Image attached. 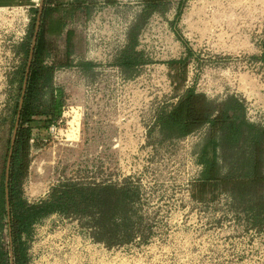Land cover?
<instances>
[{"label": "rangeland", "instance_id": "obj_1", "mask_svg": "<svg viewBox=\"0 0 264 264\" xmlns=\"http://www.w3.org/2000/svg\"><path fill=\"white\" fill-rule=\"evenodd\" d=\"M103 1L65 16L62 33L49 37L58 60L70 52L72 65L56 70L61 122L29 141L21 189L27 203H37L67 183L121 186L128 180L138 188L131 205L134 235L114 232L125 242L107 248L92 239L86 218L49 214L32 227L29 264H264V227L251 226L245 204L227 193L204 201L192 196L204 168L199 155L208 126L183 137L153 129L156 111L175 102L168 67L175 60L185 61L182 88L215 103L241 99L247 120L264 124V64L254 59L263 51L264 0L165 4L139 29L138 50L148 62L130 75L111 61L141 13V0ZM39 5L37 0L31 7L29 26L35 25ZM8 24L0 18V185L13 109L22 97L23 81L14 66L29 56L15 60L8 51L20 43L17 27ZM92 40L97 56L89 51ZM84 61L94 67L82 70L78 65ZM75 127L76 136H70ZM220 165L227 167L225 161ZM7 243L6 229H0V244Z\"/></svg>", "mask_w": 264, "mask_h": 264}, {"label": "trees", "instance_id": "obj_2", "mask_svg": "<svg viewBox=\"0 0 264 264\" xmlns=\"http://www.w3.org/2000/svg\"><path fill=\"white\" fill-rule=\"evenodd\" d=\"M171 1L141 0V13L128 28L125 43L113 58L112 66L130 75L148 62L144 52L138 50L139 29ZM106 2L116 3L115 0ZM94 3V0H74L67 4L62 0H44L23 103L20 109L18 104L13 109L15 121L18 114L20 119L9 165L7 189L10 213L6 209L5 169L0 185V229H6L8 240L7 247L0 244V264H10L11 252L12 264H29L26 242L31 237L32 227L53 213L66 218L75 217L78 222L86 218V227H90L92 239L107 248H111L113 242H125L119 239L122 235L114 232H125L128 239L134 235L131 205L137 200L138 188L128 180L121 186L114 183L87 186L67 183L52 189L48 198L37 203H27L21 189L28 173L29 141L43 129L58 124L62 116L57 110L60 96L54 87L56 70L72 65L70 52L62 61L58 60L49 37L62 33L65 16H73L82 9L88 10ZM59 12L62 14L55 18L54 14ZM34 26L30 24L27 37L15 47V53L24 57L30 54ZM262 47V53L254 59L264 64V41ZM28 59L25 61L24 58L15 70L23 82ZM184 62L175 60L168 63L176 101L156 111L153 129L165 136L183 137L208 126L206 142L199 155V162L204 168L192 184V196L204 201L227 193L240 205H246L251 226L261 230L264 227V124L257 125L247 120L241 99L231 96L215 103L202 92L182 88ZM78 66L89 70L94 64L84 61ZM223 161L227 164L224 170L220 165Z\"/></svg>", "mask_w": 264, "mask_h": 264}, {"label": "crops", "instance_id": "obj_3", "mask_svg": "<svg viewBox=\"0 0 264 264\" xmlns=\"http://www.w3.org/2000/svg\"><path fill=\"white\" fill-rule=\"evenodd\" d=\"M36 1L37 0H0V18L5 21L9 20L8 25L10 29L17 27V29H14L16 30L15 33H17V39L20 37L22 31H27L30 17L32 16V14H30L31 7H33ZM9 8H11V12L8 10ZM14 30H12V33ZM16 46H11L8 50L13 54L15 60L20 59L22 56L21 54L15 53ZM18 66L19 65H16L14 67L17 68Z\"/></svg>", "mask_w": 264, "mask_h": 264}, {"label": "water", "instance_id": "obj_4", "mask_svg": "<svg viewBox=\"0 0 264 264\" xmlns=\"http://www.w3.org/2000/svg\"><path fill=\"white\" fill-rule=\"evenodd\" d=\"M43 3H44V0H40V5L38 6V15H37V18H36V21H35V28H34V31H33V37H32V41H31V46H30V51H29V59H28V63H27V66L25 68V72H26V76H25V80L23 82V86H22V97H21V100L19 101V104H18V109L21 108L22 106V103H23V96H24V90L26 88V83L28 81V75H29V67H30V64H31V60L33 58V49H34V46H35V43H36V39H37V35H38V29H39V24H40V20H41V11H42V7H43ZM19 119H20V115L18 114L17 118H16V121H15V126H14V129H13V135H12V138L10 140V146H9V152H8V158H7V162H6V167H5V170H6V175H5V189H6V209L8 210V213H10V209H9V202H8V189H7V184H8V179H9V165H10V161H11V155H12V146H13V143L15 141V137H16V133H17V128H18V125H19ZM10 263L12 264L13 263V260H12V252L10 254Z\"/></svg>", "mask_w": 264, "mask_h": 264}, {"label": "built area", "instance_id": "obj_5", "mask_svg": "<svg viewBox=\"0 0 264 264\" xmlns=\"http://www.w3.org/2000/svg\"><path fill=\"white\" fill-rule=\"evenodd\" d=\"M103 3H105V0L103 1ZM87 31L89 32L88 33V35L89 36H91L92 34H93V30H90V29H87ZM27 32H26V30L25 31H22L21 33H20V37L18 38V40H19V42L21 43V42H23L24 40H25V38H26V36H27ZM93 42H95L94 40H92L91 41V45H92V48L91 49H89V51H90V54H91V56H94V55H98V53H99V51L96 49V45H94V44H92ZM122 46H123V44H122ZM122 47H120V49H121ZM111 58H112V55H111ZM114 58V57H113ZM113 60V59H112ZM112 62V61H111ZM116 68V67H115ZM174 99H175V101H176V98L174 97ZM156 115V114H155ZM58 122H61V119H59V121Z\"/></svg>", "mask_w": 264, "mask_h": 264}, {"label": "bare ground", "instance_id": "obj_6", "mask_svg": "<svg viewBox=\"0 0 264 264\" xmlns=\"http://www.w3.org/2000/svg\"><path fill=\"white\" fill-rule=\"evenodd\" d=\"M77 124H78V123H77ZM77 130H78L77 127H75V128H74V131H72V133H70L69 135L71 136V134H72L73 137L76 136L75 132H76ZM73 132H74V133H73Z\"/></svg>", "mask_w": 264, "mask_h": 264}, {"label": "flooded vegetation", "instance_id": "obj_7", "mask_svg": "<svg viewBox=\"0 0 264 264\" xmlns=\"http://www.w3.org/2000/svg\"><path fill=\"white\" fill-rule=\"evenodd\" d=\"M11 264V263H10Z\"/></svg>", "mask_w": 264, "mask_h": 264}]
</instances>
